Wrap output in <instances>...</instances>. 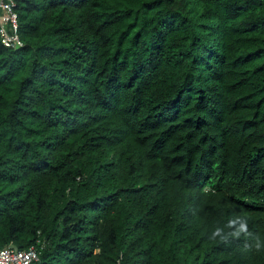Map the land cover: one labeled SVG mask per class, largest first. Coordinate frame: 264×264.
Here are the masks:
<instances>
[{"label": "trees", "instance_id": "16d2710c", "mask_svg": "<svg viewBox=\"0 0 264 264\" xmlns=\"http://www.w3.org/2000/svg\"><path fill=\"white\" fill-rule=\"evenodd\" d=\"M14 1L0 248L264 264V0Z\"/></svg>", "mask_w": 264, "mask_h": 264}, {"label": "built area", "instance_id": "2783aa9c", "mask_svg": "<svg viewBox=\"0 0 264 264\" xmlns=\"http://www.w3.org/2000/svg\"><path fill=\"white\" fill-rule=\"evenodd\" d=\"M14 6V0H0V41L5 47L11 48L23 45L18 33V17ZM38 255L37 244L25 249L5 246L0 248V264H31L38 259Z\"/></svg>", "mask_w": 264, "mask_h": 264}]
</instances>
